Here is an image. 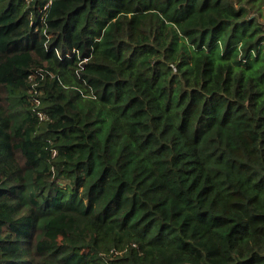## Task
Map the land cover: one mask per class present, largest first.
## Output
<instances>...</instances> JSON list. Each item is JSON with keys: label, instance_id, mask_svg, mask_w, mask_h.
Instances as JSON below:
<instances>
[{"label": "trees", "instance_id": "16d2710c", "mask_svg": "<svg viewBox=\"0 0 264 264\" xmlns=\"http://www.w3.org/2000/svg\"><path fill=\"white\" fill-rule=\"evenodd\" d=\"M0 264H264V0H0Z\"/></svg>", "mask_w": 264, "mask_h": 264}, {"label": "built area", "instance_id": "2783aa9c", "mask_svg": "<svg viewBox=\"0 0 264 264\" xmlns=\"http://www.w3.org/2000/svg\"><path fill=\"white\" fill-rule=\"evenodd\" d=\"M39 103V101H38ZM38 115L40 116L41 119H45V117H47V115L45 114L44 111H38Z\"/></svg>", "mask_w": 264, "mask_h": 264}]
</instances>
